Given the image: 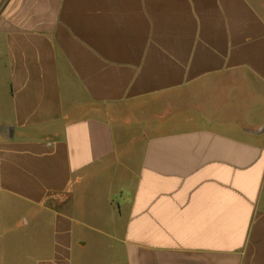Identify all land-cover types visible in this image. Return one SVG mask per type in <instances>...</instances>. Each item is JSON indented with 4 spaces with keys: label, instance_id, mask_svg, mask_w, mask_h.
Listing matches in <instances>:
<instances>
[{
    "label": "crops",
    "instance_id": "0c3cea01",
    "mask_svg": "<svg viewBox=\"0 0 264 264\" xmlns=\"http://www.w3.org/2000/svg\"><path fill=\"white\" fill-rule=\"evenodd\" d=\"M0 264H264V0H0Z\"/></svg>",
    "mask_w": 264,
    "mask_h": 264
},
{
    "label": "rangeland",
    "instance_id": "374dc122",
    "mask_svg": "<svg viewBox=\"0 0 264 264\" xmlns=\"http://www.w3.org/2000/svg\"><path fill=\"white\" fill-rule=\"evenodd\" d=\"M161 106H163V107H164V104H163V105H161ZM161 106H159L158 108H160ZM133 133H134V132H132L131 134H133ZM112 173H113V174H112L111 176H109V177H111V179L113 180L112 176L114 175L115 171L113 170V171H112ZM108 180H109V178H108Z\"/></svg>",
    "mask_w": 264,
    "mask_h": 264
}]
</instances>
